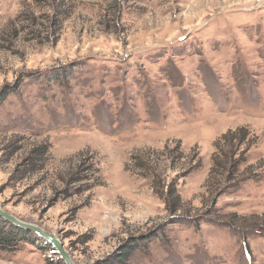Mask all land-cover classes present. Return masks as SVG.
<instances>
[{"label": "rangeland", "instance_id": "obj_1", "mask_svg": "<svg viewBox=\"0 0 264 264\" xmlns=\"http://www.w3.org/2000/svg\"><path fill=\"white\" fill-rule=\"evenodd\" d=\"M233 132L243 164L208 187ZM39 144L46 167L23 176ZM0 209L75 264L159 230L128 264H264V0H0ZM2 223L24 240L0 264H65Z\"/></svg>", "mask_w": 264, "mask_h": 264}, {"label": "trees", "instance_id": "obj_2", "mask_svg": "<svg viewBox=\"0 0 264 264\" xmlns=\"http://www.w3.org/2000/svg\"><path fill=\"white\" fill-rule=\"evenodd\" d=\"M72 73H70V76ZM56 75L58 83H60L61 78H67V75L65 76L63 73H57ZM53 81L54 80L51 78L48 82ZM60 84L64 83L61 82ZM245 140L246 134H237L236 132L226 133L217 140L215 143V151L211 156L212 164L207 178L208 187L209 185L213 184L215 189H217L220 185L224 188L226 184H231L235 177L234 175L238 172V168L243 164L242 156H244L245 153L239 155L238 153L243 148L242 146L244 145ZM48 155L49 146L46 144H39L31 148L19 165L22 167L20 170L21 174L25 176L43 171L48 162ZM82 172V168L78 167V170L71 175L72 179H80L82 182L89 181L91 179V175H82ZM153 183H155V180H153ZM89 186L92 185L90 183L88 185H82L78 187L76 191L82 192ZM168 188L169 186L167 187V194L173 196L174 191L172 189L168 190ZM167 203L175 209L174 212L178 211L180 208V205L177 204V196L174 199L172 198L171 201H168ZM177 218H181V216H177ZM262 234L264 235V233ZM161 236H165V234L159 230L156 232L153 231L143 236H138L136 238H130L125 244L120 246L118 251L111 255L110 259L106 260L104 264H128L131 256L137 249L142 250L156 238H161ZM21 240L24 239L19 237L17 230L13 229V227L10 229L9 227L5 226L4 223L0 224V251L11 250L14 248L16 243L20 242ZM244 247V255L246 258L250 259V247L247 245H244ZM50 249L51 251L53 250V248ZM52 253L55 252L52 251Z\"/></svg>", "mask_w": 264, "mask_h": 264}, {"label": "water", "instance_id": "obj_3", "mask_svg": "<svg viewBox=\"0 0 264 264\" xmlns=\"http://www.w3.org/2000/svg\"><path fill=\"white\" fill-rule=\"evenodd\" d=\"M0 216L3 217L4 219L11 221L15 225H18L19 227L35 231L37 235L42 236L53 247V252L57 253L59 255V258L63 260L65 264H75L71 259L69 252L64 248L62 241L58 239L55 234L47 233L32 224L20 221L16 219L14 216L5 213L1 209H0Z\"/></svg>", "mask_w": 264, "mask_h": 264}]
</instances>
